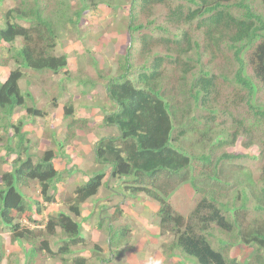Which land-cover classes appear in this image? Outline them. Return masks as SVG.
Here are the masks:
<instances>
[{"label": "trees", "instance_id": "16d2710c", "mask_svg": "<svg viewBox=\"0 0 264 264\" xmlns=\"http://www.w3.org/2000/svg\"><path fill=\"white\" fill-rule=\"evenodd\" d=\"M8 1L15 5L6 9L0 22V66L11 67L0 83V132H4L7 152L17 156L10 163L0 156V230L8 229L14 242L26 243L28 264H34L38 253H45L52 264H123L115 262L124 250L118 241L121 228L109 227V263L100 256L101 248L96 244L90 248L80 232L81 206L106 184V169L87 176L83 183L72 184L68 194L61 195L65 213L40 226L41 220L32 216H40L43 205L25 202L21 183L35 181L43 202L52 203L53 183L67 181L70 171L62 176L54 169L52 160L57 154L53 149L35 162L31 157L21 160L20 152L13 150L26 151L23 136L18 135L24 119L32 125L36 118H49L45 134L54 126L45 109L25 105V98L34 102L21 85L28 87L29 75L57 74L68 66L65 54H55L60 40L56 25L63 29L85 25L83 15L99 0H76V11L63 21L59 19L60 23L54 20L56 14L52 16L55 9L52 5L49 9V0ZM125 7L128 23L122 27V17L115 25L127 39L122 57L125 64L119 60L118 73L107 78L105 94L111 107L100 125L110 133L91 145L95 163L109 167V179L134 185L131 196L143 192L158 205L155 222L159 233L171 238L170 250L195 264H238L225 257L224 247L253 246L256 258L264 259V130L254 132L264 120V0H125ZM154 7L164 10L160 24ZM170 28L179 30V35L170 34ZM131 51H137L136 65L129 60ZM69 79L82 89V96L95 86L94 81ZM57 88L58 93L50 96L53 105L66 91L60 81ZM228 99L232 106L245 103L252 109L251 119L235 116L233 109L227 108ZM14 108L23 115L12 123L7 117ZM61 109L62 115L55 119L61 121L59 127H67L71 136L77 127L83 131L84 122L77 121L73 103L68 101ZM60 132L63 130L57 134ZM219 136V143L214 144ZM237 141L245 148L260 146L259 182L256 192L239 185L228 201L227 195H219L214 187L222 183L225 172L219 169L223 163L237 156H217L214 150L227 149ZM195 160L201 164H194ZM197 167L208 168V172L196 171ZM188 172L190 189L201 198L184 220L173 213L167 199ZM223 183L226 186L228 181ZM116 212L121 214L120 209ZM214 227L229 236L214 237ZM55 230H59L57 237ZM46 236L52 237L56 251ZM211 237L221 247H214ZM79 251L88 256L78 255Z\"/></svg>", "mask_w": 264, "mask_h": 264}, {"label": "rangeland", "instance_id": "374dc122", "mask_svg": "<svg viewBox=\"0 0 264 264\" xmlns=\"http://www.w3.org/2000/svg\"><path fill=\"white\" fill-rule=\"evenodd\" d=\"M49 1V9L50 5H52L55 9L54 15L53 12L51 13L53 17H55L56 14L54 19L56 23H60V20L63 21L65 18L72 16L74 11H76L74 8L76 0ZM96 2L97 6L88 10V12L83 15V19L86 22L85 25L80 27L79 25L73 24L70 25L68 29H63L60 24H55L56 31L60 39L58 42L59 44L56 47L55 54H65L67 56L68 66L59 71L57 74L34 73L31 76L29 75L27 77L30 80L28 87H25L23 84L21 85V88L24 89V91L27 90L30 93L34 102L32 103L25 98V105L31 107L34 106L38 111L45 109L50 115L46 114V117H52L54 119V126L49 133L45 134L44 131L49 129V127L46 126L49 125V118L48 120L46 118H36L34 120V124L32 125L28 123L26 124L24 119L21 124L25 125L21 128V133L18 135L23 136L22 147H25L24 149L26 151H23L21 147V149L14 148L13 150L20 152L19 157L21 160L31 157V160L35 162L40 159L45 152L53 149L57 154L52 160V164L56 166L55 170L59 171L62 176L65 174L64 172L67 171H70L71 175L67 181L53 183L54 189L50 190V194L54 195L55 200L52 203L43 202V199L39 194V186L35 181H27L25 185H23L24 182L21 183L22 188L20 191L24 195L25 202L31 203V201H36L43 205L40 216H32L33 220H41V222H39L40 226H42V224L51 217H57V215L61 212L65 213L64 209H62L61 198H63L65 194H68V192H66L67 190L72 189V184L78 185L86 180L89 175H87L85 171L89 174L102 168L91 161L93 159L91 145L94 144V141L99 137L109 135L110 133L109 130H106L102 125H100V123H102L103 115H105L111 107L107 102L105 88L108 83L107 80L115 77L118 73L120 65L119 60L125 64V60L122 59V57L125 55V48L123 45L125 46L127 44V39H125L126 37H123V35L116 30L115 25L122 17H124L125 19L120 23V25H122V27L125 26V24L128 23V17L126 14L127 10L125 7V0H104L103 2L99 0ZM14 5V2L11 4L8 0H0V22L3 19L2 15L6 9ZM254 6L258 11L259 4L257 1L254 2ZM154 9L157 13L156 15H160L157 19V23L160 24L163 21L162 18L164 10L159 7H154ZM77 32L80 33L77 34ZM179 32L180 31L175 28H170L169 31V33L173 35H179ZM83 33H87V37L84 36ZM131 53L132 55L129 60L136 65L137 62L134 60L137 58V51H131ZM93 62H96V64L94 65ZM9 69H11L10 66H0V83L3 82L6 72ZM75 77L82 80L94 81L95 86L90 88L85 96H82L80 94L82 89L75 88V81L69 79ZM59 81L62 84L64 83L66 91L58 98L56 104L53 105L50 96H55L58 93L57 84ZM258 98L259 96L256 99ZM68 101L73 103L77 121L79 123L84 122L83 131H79V127H77L73 131L72 136L67 131V127H59L61 121H58V123L55 121V119H59L62 115L61 107ZM259 101L262 102L260 99ZM256 102H258V100ZM98 104L102 107L104 106V108H99ZM235 107L236 106H232V102L228 99L227 108L233 109V114L235 116L246 118V120L251 119L253 110L245 107V103L240 104L236 108ZM18 110L19 109L14 108L11 116L7 117L12 123L17 122L18 117L23 115V113ZM59 130H63V132H60V135L57 134ZM263 130L264 120H261L258 124V129H255L254 132H256V134H260ZM219 138L220 136L217 139L214 138V144H217V142L219 143ZM4 139V132H0V156H3V158L7 157V161L10 163L15 160L17 155L16 153L10 154L7 152V148L4 146ZM87 142L89 145H84V143L86 144ZM69 148H71V155L75 153V151L79 150L80 152L78 151L79 154L77 156L73 154L74 158L69 157L68 154H66V151H68ZM204 149L207 152L208 146L206 145ZM224 149L214 150V155L219 156L222 153H227L237 157L235 159H231V161L224 162L221 169H219L225 173L224 177L221 178L222 183L216 184L214 187V189L217 190L216 192L219 195L226 194L228 201L232 199L234 193L237 194V190L242 186H250L251 190L256 192L254 188L258 186V174L261 166V161H259L260 146L253 144L250 148H245L242 146L241 142L237 141L232 147ZM198 150L200 151V148H198ZM74 161L76 162L75 164ZM93 163L96 166H94ZM195 163L201 164L196 160L194 161V164ZM189 168L191 169V166ZM195 170H201L199 172H204L205 170L207 171L208 168L197 167ZM108 174L109 171L105 170V175L107 176ZM189 178L190 172L186 174V179L183 183L179 184V178L177 180L179 184L178 187L167 199V203L171 206L173 213L180 215L184 220L188 218L191 210L201 198V195L193 194L189 186ZM226 181H228V184L223 186V182ZM133 186L134 185H130L127 180H112L100 188V191H98V194L95 195L94 199L90 198L84 205L81 206L82 214L79 219L81 236L90 248L92 247V244H96L101 248L100 256L104 258V260H107L109 256V252L107 251L109 250L107 240L108 232L106 228L108 225L106 224H109L108 217L111 215L110 213H114L118 216L116 210H121V205L125 206V209L129 208L131 211H136L135 207L137 206V203H141L145 198L149 200L143 192H138L135 193V196H131L133 194V191L131 190ZM127 187H131L130 190L124 189ZM63 193L64 195L61 196ZM134 200L136 202H134ZM124 201H126L125 204ZM105 202H107V205H104ZM250 203H252V201H250ZM100 207L106 208L104 210H99ZM129 212L130 211L128 210L127 214ZM140 216L144 220H149L151 218L148 213L143 215L140 214ZM131 218H133V216H131ZM115 219H117L116 216ZM135 220L136 219H134V221ZM117 223H113L112 228H117L116 224L118 227L123 226L120 224L122 223L121 220ZM21 224L23 226H30V224L25 222H21ZM139 224V222L136 225H134V222H128L127 229L129 230H121V232L123 231L122 234L124 239H129V241L133 240L135 243L142 242L140 243L142 247L133 246V250L141 248V251H143L145 249H149L148 254L151 255V261L155 258L154 254L159 249L157 246L158 242L144 244L142 239L146 236V238H155L160 241L161 238L165 240L166 236L164 238V236L159 233V230L157 231L158 234L154 232L153 235V232L150 231L151 227L149 225L142 228L137 226ZM153 227L155 226L153 225ZM55 233V236L59 234V230H55ZM142 233L144 237H140L142 236ZM212 234L214 237L219 239L229 236L226 231H222L217 227L213 228ZM214 237H211L213 246L221 247L220 244L218 245L219 242H217ZM44 239L48 240V243L53 251L57 250V247L53 244L54 240H52L51 236H46ZM170 239L171 238L167 239L168 243H172L170 242ZM25 244L26 243L14 242L11 238L9 230L1 229L0 264H28L26 263L28 259L26 254L28 247ZM163 245L160 244V248H164ZM167 245L168 244H166V246ZM224 248L225 257L229 260H235L238 264H264V259L256 258L258 256L256 255L255 248L253 246L241 247L238 245L229 249L227 247ZM127 249L128 248L125 250ZM151 252L155 253L152 255ZM77 253L78 255L88 256V253L85 251H79ZM116 259L117 261L115 262L124 264V255L120 254ZM183 259L188 258L183 257ZM107 261L108 263L110 262V260ZM34 264L52 263L51 258L46 259L45 253H38L35 257Z\"/></svg>", "mask_w": 264, "mask_h": 264}, {"label": "crops", "instance_id": "0c3cea01", "mask_svg": "<svg viewBox=\"0 0 264 264\" xmlns=\"http://www.w3.org/2000/svg\"><path fill=\"white\" fill-rule=\"evenodd\" d=\"M84 145L88 146L89 144L87 142L86 144L84 143ZM80 150H81V148H80ZM70 151H71V148H69L68 151H66V154H68L69 157H73V154H75L77 156L79 154V152H80L78 150L79 152L78 151H75V153H73L71 155V152ZM91 161L94 162L93 159ZM75 163L76 162L74 161V164ZM94 163H93V165H94ZM53 166H54V169H55L56 166L55 165H53ZM94 166H96V165H94ZM107 170L109 171V168H107ZM85 172H86L87 175L91 176L96 171L95 172H92V173H89V174H88L87 171H85ZM108 175L107 176L105 175V178H104V181H103V182H106V184L108 182H111L112 181L111 179L108 178ZM86 180H87V178H86ZM99 191H100V189H99ZM94 198H95V196L92 197V199H94ZM96 202H97V200H96ZM125 202L126 201H124V204H125ZM134 202H136V201L134 200ZM104 204L107 205V202H105ZM105 208L106 207H100L99 210H104ZM128 210L130 212L127 214V211ZM135 210L136 211H131V209H129V208H126L125 209V206L121 205V211H122V213L121 214H118L117 219H113L111 221V216H114L115 215L114 213H110L111 215H109V217L107 216L108 217V223H109V224H107L108 227H106L107 228V232H108V239L107 240H108V247H109V250H107V251L109 252L108 253L109 255L110 254L112 255V253L110 251V243H109V241H110L109 234L111 232V231H109L110 230L109 227H111V230L112 229H119V228H121V230H125L126 231V230H129V229H127L128 222L129 223H133L134 222V225L138 224V222H139L140 224L137 225V226L143 228L146 225H149L151 227L150 231L153 232L152 234L154 235V232L157 233L158 229H157V225H156V222H155L157 220L156 217H155V213L158 210V205L155 202H153L152 200H150V199L148 200V199L145 198V199L142 200L141 203H137V206L135 207ZM139 213L141 215L148 213V214H150L151 218L149 220H144L143 218H141V216H140ZM131 216H133V218H131ZM114 218H115V216H114ZM134 219H136V220L134 221ZM99 220H101V219H99ZM119 220H121V222H122V223H120V224L123 225L122 227H120V226L118 227V225H117V224H119V223H117ZM115 222L117 223L116 224V227L117 228H112V225ZM99 223H100V221H99ZM153 225L155 227H153ZM122 232L120 231V234H119V240H118L119 241V244H120V246L124 250L126 248H128L127 250H125V251L123 250L122 253H120V254L124 255V258H125V260L123 261L124 264H155V262H157V261H159V264H195V262L192 259L191 260L183 259L184 255H181L180 252H178L176 250L175 251L174 250H170L172 248H168V246H166L164 248H160V246H159L160 244H162V245L163 244L164 245H166V244L170 245L171 244V243H168V241H167V239H169V238H167V237L165 238L164 237L165 240L161 238L160 241H158V239H155V238H152V239L151 238H146V236L144 237L143 236V233H142V236H140V237H144L142 239L144 241V244L157 243L158 242L157 243V246H158L159 249L156 252L157 254L155 252H151L152 255L155 253L154 254L155 258L150 261V259H151L150 256L151 255L148 254V250L149 249L148 250L145 249L143 251H141V248L140 249H134L133 250V246L142 247L141 244H140L142 242L135 243V242H133V240H130L129 241V239H124Z\"/></svg>", "mask_w": 264, "mask_h": 264}, {"label": "clouds", "instance_id": "9594fccd", "mask_svg": "<svg viewBox=\"0 0 264 264\" xmlns=\"http://www.w3.org/2000/svg\"><path fill=\"white\" fill-rule=\"evenodd\" d=\"M94 159V158H93ZM95 162V161H94ZM98 165V164H97ZM98 166H100V167H102V168H100V170H103V169H106L107 170V168H109V167H104V166H102V165H98ZM155 264H159V261H157V262H155Z\"/></svg>", "mask_w": 264, "mask_h": 264}]
</instances>
